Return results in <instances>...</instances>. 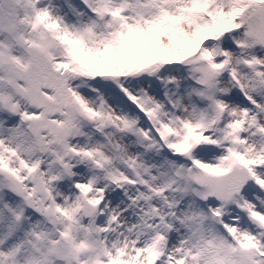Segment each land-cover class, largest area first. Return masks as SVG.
<instances>
[{
	"label": "snow or ice",
	"instance_id": "snow-or-ice-1",
	"mask_svg": "<svg viewBox=\"0 0 264 264\" xmlns=\"http://www.w3.org/2000/svg\"><path fill=\"white\" fill-rule=\"evenodd\" d=\"M0 264H264V0H0Z\"/></svg>",
	"mask_w": 264,
	"mask_h": 264
}]
</instances>
